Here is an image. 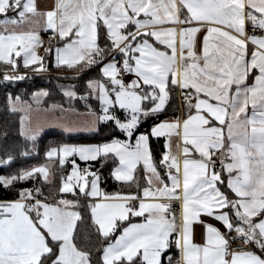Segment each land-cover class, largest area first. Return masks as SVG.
<instances>
[{"label": "snow or ice", "instance_id": "6c2138e0", "mask_svg": "<svg viewBox=\"0 0 264 264\" xmlns=\"http://www.w3.org/2000/svg\"><path fill=\"white\" fill-rule=\"evenodd\" d=\"M9 12L14 15L7 16ZM0 15L4 16L0 62L7 69L15 73L19 57L25 68L47 71L36 48L43 43L39 31L51 30L64 41L45 49L55 53L53 67L74 71L98 67L99 76L85 82L79 99L98 100L100 112L94 123L110 122L125 137L65 143L45 153L49 160L57 158L61 168L72 157L71 171L66 179L60 177L59 193L76 195L78 188L79 194L103 201L89 205L97 232L106 241L98 249V259L94 262L91 251L76 242L81 214L72 209L79 202L63 198L48 202L43 188L34 183L19 189L16 199L0 201V264H164L173 233L180 253L176 264H264V35H248L245 27L247 22L264 32V0H54L47 11L39 10L36 0H0ZM193 23L196 26L179 29L159 27ZM202 29L203 39L198 41ZM125 73L133 78L125 80ZM25 78L10 76L7 70L3 75L5 82ZM169 84L181 89L187 115L182 121L178 116L161 120L140 132L142 121L166 110ZM74 89V85L65 89L63 95L77 98ZM32 95L38 100L48 92ZM7 101L16 111L20 97L9 93ZM64 130L72 128L66 125ZM39 132L21 117V136L35 141ZM173 136L178 138L177 148L183 144L182 161L180 153L172 152ZM160 137L165 138L159 160L166 169L163 175L150 147V138ZM217 153L222 171L216 170ZM6 156L0 165L13 160L10 153ZM76 157L97 161L101 167L112 160L110 175L135 184L137 191L103 192L98 171L80 169ZM141 164L147 185L142 188L135 175ZM222 172L227 173L226 182ZM51 175L47 164L33 166L0 175V185L36 182L38 177L49 184ZM218 185H225L235 198ZM181 199L182 234L171 214V201ZM201 213L225 229L204 225L203 245L193 243L191 227ZM133 217L144 219L135 223ZM237 239L259 251L230 250V240ZM167 260L172 264L170 255Z\"/></svg>", "mask_w": 264, "mask_h": 264}, {"label": "trees", "instance_id": "16d2710c", "mask_svg": "<svg viewBox=\"0 0 264 264\" xmlns=\"http://www.w3.org/2000/svg\"><path fill=\"white\" fill-rule=\"evenodd\" d=\"M100 44L103 45L106 41L103 35L100 39ZM47 58V56H45ZM119 59V57H117ZM18 62L17 71H31L25 75L24 80L5 82L3 75L0 74V160L7 158L6 153H10L13 156V160L7 165H0V175L18 174L21 169H30L33 166L45 165L48 163V158L45 153L51 147H59L62 144H86V143H101L111 140L113 136L118 138H125L118 130H114V125L110 122L101 123L99 131L94 132H80L69 133L60 129L50 128L43 131L40 136L34 142L28 141L25 137L20 135V125L22 114L19 111H11L7 101V96L10 93L12 97L19 96L21 100H27L36 91H47L48 95L42 101L44 106L51 104H59L67 108H75L83 111L89 109L87 105L91 106V109L95 111L100 110L99 101L96 99H89L87 101L79 99V95L86 91L85 82L91 78H97L99 76L98 67H92L91 69L75 76L69 83L60 76L53 73H36L32 71L35 66L25 68ZM47 68H55L51 61L46 62ZM64 68V67H61ZM59 69V68H58ZM8 70L6 66L0 62V71ZM66 84L75 86V91L78 93L77 98L69 99L63 95L64 87ZM176 88V87H175ZM170 88V99L166 107V110L158 117H149L147 120L141 122L139 131L146 132L150 130V127L160 121L170 113H176L178 111V100L176 89ZM119 114V110L117 112ZM150 147L152 150L153 158L158 163L162 151L164 150L163 140L161 138H150ZM27 152V155L21 153ZM89 165L94 171H98L101 178V188L106 193H114L117 191H137L136 185L116 181L111 175L114 162L109 160L105 166L101 167L97 161H90ZM50 183L44 184L37 178V181L32 180L19 181L11 187H4L0 185V199H16V193L21 188H32L33 184L43 188L44 195L47 198L53 199L55 195L60 194L58 188L60 187L61 175L66 176L70 169V162L65 163L63 168L59 166L58 161L54 160L51 165ZM83 167H87V164L83 163ZM136 178L140 181L142 186L145 182L142 179L143 170L141 166L137 167ZM43 198V197H41ZM73 200H77L78 206L74 207L80 214L81 220L77 221V229L75 232L76 242L83 246L86 250H90L92 253V259L95 262L100 256V249L106 241L99 236L97 232V226L91 218L90 202L87 197L79 196L73 197ZM119 230H117V233ZM167 255L172 257V261L179 257V251L173 244L169 250H167L164 256V264H168Z\"/></svg>", "mask_w": 264, "mask_h": 264}, {"label": "rangeland", "instance_id": "374dc122", "mask_svg": "<svg viewBox=\"0 0 264 264\" xmlns=\"http://www.w3.org/2000/svg\"><path fill=\"white\" fill-rule=\"evenodd\" d=\"M50 2L51 0H36L37 7L41 11H47L50 8L49 6ZM13 15L14 13L12 12L7 13V16L9 17ZM41 22L43 23L42 18H41ZM0 28H2V26H0ZM24 29H28V26L25 25ZM42 72L53 73L54 75L62 77L69 83V81H72V79L75 76L80 75L85 71H74V70H68L67 68H59V69L57 68V70L55 68H47V71H42ZM28 73H31V71H23L20 75H26ZM36 73H40V72H36ZM71 86H72L71 84H66V86L63 89L65 90L67 88H70ZM37 92L40 91H36L34 93ZM44 98L45 96H41L39 97L38 100H36L33 98V95H31L29 99L27 100L20 99V101L16 104L17 111L21 112L22 117L25 118V123L27 124L30 122L32 127L40 128V132L37 138L40 136V134L43 131L50 128H56L65 131L64 129L66 125L72 128L71 131H65L69 133L94 132L95 130H90V129H94L96 127L99 128L101 123L96 125L94 122L96 121V116L97 114H99L100 110L95 111L93 109H87L80 111L75 108H67L59 104H51L49 106H44L42 104ZM119 139H125V138H119ZM86 144H92V143H86ZM71 159L72 157L67 158L66 163L70 162ZM75 159L80 169H83V163H85L87 164V167L91 171H94L89 165L90 161L89 162L80 161L78 157H76ZM54 160L58 161V159L54 157L52 160H48L47 165L48 166L51 165ZM71 167L72 166H70L69 172L71 171ZM67 174L65 176V179L67 177ZM87 179L90 182L91 177L89 176L87 177ZM88 187L90 188V183ZM98 187L104 192V190L101 188V178L99 179ZM74 191L76 192V194H79L78 188H74ZM64 194H72V193H64ZM58 195H55L53 199H56Z\"/></svg>", "mask_w": 264, "mask_h": 264}, {"label": "crops", "instance_id": "0c3cea01", "mask_svg": "<svg viewBox=\"0 0 264 264\" xmlns=\"http://www.w3.org/2000/svg\"><path fill=\"white\" fill-rule=\"evenodd\" d=\"M177 2H179V0H177ZM53 3H54V0H51V2L49 3V6H50V8H51V6L53 5ZM49 8V9H50ZM2 19H4V16L3 15H0V20H2ZM191 26H196L195 25V23H193V24H190V25H180V24H176V25H172V24H166V25H162V26H159V27H164V28H167V27H176L177 29H179L180 27H191ZM245 27H246V32H247V29H248V27H250V25L246 22V25H245ZM0 29H2V28H0ZM24 30H27V29H24ZM48 31H51V30H48ZM48 31H44V30H40L39 31V36H40V38H41V40H42V34L44 33V32H48ZM204 29H202L201 30V32L200 33H198V41H202V39H203V35H204ZM235 34V33H234ZM252 35V34H251ZM256 35V34H255ZM63 43H64V41H61L60 39L58 40V44L55 46V47H57V46H62L63 45ZM177 44H178V41H177ZM55 47H52L53 49H55ZM159 47H160V49L161 50H166L165 49V46H163V45H159ZM249 47H251V45H249ZM45 49H46V47L44 46V44L42 43V45H40L39 47H37L36 48V51H37V54L38 55H41V56H43L44 57V60L46 61V62H49V61H51L52 62V64L54 63V56H55V53H54V51L51 53V54H48V53H46L45 52ZM170 51V50H169ZM178 51H179V47H178ZM185 51H187V50H185ZM196 51H197V53H200V51H201V44L200 43H197V46H196ZM47 55H49L47 58L45 57V56H47ZM18 61H19V63L20 64H22V66H23V61H22V59L21 58H19V57H17L16 58ZM133 77L132 76H130L129 74L128 75H126V76H124V79L125 80H131ZM252 82V80H249V83H251ZM170 88H175V87H173V86H171V84H169V89ZM190 90V89H189ZM191 91V90H190ZM202 95V94H201ZM168 103H169V101H168ZM168 103H167V105H168ZM167 105H166V107H167ZM248 112H249V114H251V108H250V106H249V109H248ZM187 115V112L185 113V115L183 116V119L185 118V116ZM179 117V114L176 112V113H174V114H169L168 116H165L164 118H162L161 120H172L174 117ZM160 120V121H161ZM159 122V121H158ZM157 122V123H158ZM151 128V127H150ZM162 140H163V145H164V142H165V138L164 137H160ZM179 141H178V138L177 137H175V136H173V138H172V144H173V147H172V152L173 153H180V155H181V161H182V147H183V144H182V142H180L181 143V146H180V148H177L176 147V145H177V143H178ZM189 147H191L190 145H189ZM164 151V150H163ZM162 151V152H163ZM218 155H219V153H217ZM160 158H161V156H160ZM155 161V160H154ZM156 162V161H155ZM230 162V161H229ZM157 163V162H156ZM138 166H141L142 167V170H143V166H142V164L141 165H138ZM157 167H158V169L161 171V173H162V175L164 174V172L166 171V169L163 167V166H160L159 165V162L157 163ZM216 170L217 171H222V169H221V164L220 165H218V166H216ZM222 178L225 180V182H226V180H227V173H224V172H222ZM164 179H165V182L167 183L168 181H167V177H166V175H164ZM144 186H147L146 185V183H144L142 186H141V188L142 187H144ZM220 188H221V190L222 191H224V192H226L228 195H229V198H235L234 197V194H232L231 193V191L230 190H228L227 188H226V186L225 185H218ZM79 196H84V195H82V194H76V195H73V194H59L58 196H57V198L56 199H50V198H47V200H48V202H53V201H58L59 199H61V198H63V199H69V200H73V197H79ZM85 197V196H84ZM87 199L89 200V202H90V204H92V203H96V202H103L100 198H92V197H87ZM146 202H152L151 200H146ZM171 204H172V210H171V214H172V211L173 210H175V209H177L178 207H181L182 208V199L181 200H173V201H171ZM72 210H74V211H77L75 208H73ZM145 216H147V213H145ZM131 219V222H135V223H139V222H142V220L144 219V217H133V218H130ZM125 223H127V222H125ZM206 224H211V225H213V226H215V227H217V228H219L220 230H221V232H224L225 231V229L223 228V226H222V224L220 223V222H218V221H216L215 219H213L212 217H209V216H207V215H205V214H203V213H201L200 214V217H199V221H193L192 222V225H191V227H192V231H193V243H195V244H199V245H203L204 244V242H205V227H204V225H206ZM178 230H179V232L182 234V231H183V226H182V228H179L178 227ZM119 234V233H118ZM235 234L234 233H229V236L231 237V236H234ZM175 239H176V233H173L171 236H170V247L174 244L175 245V243H174V241H175ZM170 249V248H169ZM168 249V250H169ZM250 250H253V251H259L258 249H256L255 248V246L253 245V246H251V249ZM179 256H180V253H179Z\"/></svg>", "mask_w": 264, "mask_h": 264}, {"label": "built area", "instance_id": "2783aa9c", "mask_svg": "<svg viewBox=\"0 0 264 264\" xmlns=\"http://www.w3.org/2000/svg\"><path fill=\"white\" fill-rule=\"evenodd\" d=\"M246 34L251 35V34H256V35H264V32H262L260 29H255L253 30L251 27H248ZM58 35H54L52 31L44 32L42 34V41L43 44L46 48L48 47H55L58 44ZM49 55H47L48 57ZM6 70L0 71V74L4 75V72ZM8 71V70H7ZM22 72L16 71L13 73V71H8V75H13V74H21ZM128 75L127 73L124 74V76ZM176 94H177V100H178V111L177 113L179 114V118L181 121L183 120V116L186 113L185 107H184V99L182 95V91L179 87H176ZM185 91H190V90H185ZM173 114V113H170ZM213 159L216 161V166L220 165V160L221 157L220 155L216 154L213 156ZM86 167H83V169ZM174 173V170H172ZM14 199H0V201H10ZM172 215H174L177 227L182 228L183 226V217H182V208L178 207L177 209L172 211ZM251 247L247 244H244L241 240L237 239L235 241L230 240V250H250ZM176 259L172 261V264H176Z\"/></svg>", "mask_w": 264, "mask_h": 264}]
</instances>
